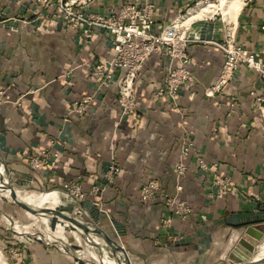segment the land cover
Listing matches in <instances>:
<instances>
[{
  "label": "crops",
  "instance_id": "0c3cea01",
  "mask_svg": "<svg viewBox=\"0 0 264 264\" xmlns=\"http://www.w3.org/2000/svg\"><path fill=\"white\" fill-rule=\"evenodd\" d=\"M200 1L93 0L84 8L103 12L105 5L151 3L157 32ZM58 13L56 5L42 6L37 0H0V87L6 99L0 104V166H5L0 179L30 206L71 215L88 228L96 224L123 246L130 264H229V252L243 236V218L236 214L259 210L264 215V114L255 100L264 98V78L240 65L220 91L204 95L221 69L223 54L215 43L199 40L221 41L225 20L214 13L188 23L191 76L174 100L156 94L168 57L157 52L146 58L133 84L136 111L121 117L117 85L123 71L115 70L111 81L101 83L87 67L112 56L109 34L95 28L85 38ZM229 23L235 24V43L263 61L264 0H242ZM86 95L92 96L87 112H69L70 104ZM51 138L57 158L30 169L28 157ZM184 138L192 148L184 160L180 197L192 212L186 220L172 217L165 228L161 198L141 202L139 187L154 178L162 191L174 193V166ZM196 156L206 160L209 175L230 181L229 192L207 196L210 176L195 169ZM111 159L120 173L102 194L108 218L98 213L96 222L62 184L77 181L85 191L101 184V172ZM91 200V195L85 199ZM12 247L22 253L9 257L10 264L113 262L100 233L21 208L0 181V250L7 253ZM0 264H6L1 252Z\"/></svg>",
  "mask_w": 264,
  "mask_h": 264
},
{
  "label": "built area",
  "instance_id": "2783aa9c",
  "mask_svg": "<svg viewBox=\"0 0 264 264\" xmlns=\"http://www.w3.org/2000/svg\"><path fill=\"white\" fill-rule=\"evenodd\" d=\"M92 1L37 0L42 6L56 5L59 10L58 15L66 21L68 27L80 31L85 38H91L95 28L107 31L110 36L112 56L102 62L88 64L87 67L91 75L99 79L101 83L111 81L115 70L123 71L117 85V103L121 117L136 111L134 80L145 59L153 53L162 52L169 60L163 85L157 89L156 94L158 96L166 95L169 99L174 100L178 90L185 85L191 76L187 68L190 61L187 47L191 40L185 35L182 36L181 28L174 25L175 21L184 15L187 10L171 23L155 32V22L152 16L153 5L151 3L137 5L124 2L117 6L105 5L103 12L86 11L84 7ZM223 23L221 41L199 40L202 43H215L223 54V63L217 77L204 89V95L207 97L220 91L221 87L231 80L233 73L240 65L257 71L264 78V60H259L253 52L235 43V24ZM261 29L263 31L264 54V24ZM173 60L178 61L176 66L171 65ZM91 100L92 96L86 95L73 101L70 104L69 112L76 115L85 114ZM255 100L260 113L264 114V98L256 97ZM3 102H6L5 88L0 87V104ZM230 107L232 111L233 103H230ZM54 143L53 138L49 139L47 147L41 148L36 154L28 157L27 165L30 169L36 170L46 166L50 159L57 158L58 152L53 149ZM191 148L192 142L190 140L187 138L181 140L178 161L174 166V193L162 191L160 182L154 178L146 180L139 187V200L141 202L147 203L156 198H161L166 209V215L160 219V224L165 228L171 225L172 217L186 220L192 212L188 202L180 197L182 191L181 180L187 170L184 160L190 155ZM194 165L199 173L203 175L210 174V166L203 157L196 156ZM119 173V165L111 159L101 172V184L91 185L85 191L79 182L67 181L62 184V190L79 206L82 205L88 195H91L93 197L91 206L98 213L108 218L107 211L102 204V194L106 185L112 183ZM209 176V191L207 192L209 198L230 191L231 183L226 177H218L216 174ZM76 211L80 213L81 209L78 207ZM20 253H22L21 248H10L7 251V257L4 258L5 263L8 264L9 257L15 258Z\"/></svg>",
  "mask_w": 264,
  "mask_h": 264
},
{
  "label": "water",
  "instance_id": "95a60500",
  "mask_svg": "<svg viewBox=\"0 0 264 264\" xmlns=\"http://www.w3.org/2000/svg\"><path fill=\"white\" fill-rule=\"evenodd\" d=\"M0 168H4V164L0 166ZM3 169V170H4ZM5 172V171H4ZM1 185L8 191V195L10 198L21 208L32 212L36 215H47V216H57L64 219L68 224L75 227L76 229H80L84 232H93L100 233L106 242V244L110 247L112 251L113 262L108 264H130L127 254L123 248L116 240L111 239L107 236L102 230L97 228L95 224L93 228H88L87 226L79 223L73 216L64 214L62 212L54 211L52 209L46 208H35L33 206L28 205L23 202L13 191L11 184L4 182L3 179H0ZM84 207L89 210V212L95 217L94 221L97 222V210L91 206L89 201H84L82 203ZM255 209V207H254ZM236 216L243 218L242 221V235L233 245L232 249L228 254V259L230 261L229 264H264V256L260 257L256 260H253V255L259 245V243L263 240L264 234V215L263 212L259 210H255L254 212H243L240 214H236ZM95 222V223H96ZM185 239L178 240L179 243H182ZM119 254H122L123 257H119Z\"/></svg>",
  "mask_w": 264,
  "mask_h": 264
},
{
  "label": "bare ground",
  "instance_id": "6f19581e",
  "mask_svg": "<svg viewBox=\"0 0 264 264\" xmlns=\"http://www.w3.org/2000/svg\"><path fill=\"white\" fill-rule=\"evenodd\" d=\"M242 0H218L217 3L209 0H202L195 4L193 8L189 9L188 12L180 16L174 23L176 27H180L182 36L185 35L188 29V23L193 19L202 18L207 15L214 13H220L225 23H229L234 20V17L238 10L241 8ZM231 24V23H230ZM7 191V190H6ZM8 193V191H7ZM18 198V197H17ZM36 208V207H35ZM264 256V239L259 243L253 260H256Z\"/></svg>",
  "mask_w": 264,
  "mask_h": 264
},
{
  "label": "rangeland",
  "instance_id": "374dc122",
  "mask_svg": "<svg viewBox=\"0 0 264 264\" xmlns=\"http://www.w3.org/2000/svg\"><path fill=\"white\" fill-rule=\"evenodd\" d=\"M209 1L214 2V3H217L218 0H209ZM214 17H216L217 19L221 20V17H222V16H221L220 13L217 12V14H215ZM223 25H224V23H223ZM0 252L2 253L3 259H4L5 257H7V255H6L7 253H6V252H4V251H2V250H0ZM8 264H10L9 261H8Z\"/></svg>",
  "mask_w": 264,
  "mask_h": 264
}]
</instances>
